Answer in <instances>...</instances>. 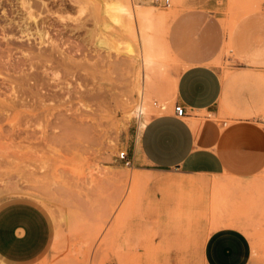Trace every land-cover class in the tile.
<instances>
[{
    "label": "rangeland",
    "instance_id": "374dc122",
    "mask_svg": "<svg viewBox=\"0 0 264 264\" xmlns=\"http://www.w3.org/2000/svg\"><path fill=\"white\" fill-rule=\"evenodd\" d=\"M45 1L64 17L51 38H63L65 48L82 63L76 70L81 86L96 97L45 110L40 115L49 119L41 124L0 122V206L28 199L51 222L49 246L33 264H166L161 252L188 243L198 248L209 232L224 226L243 228L264 264V171L246 181L226 174L172 177L175 172L138 163L130 152L144 123L137 110L142 107L150 119L174 107L179 66L168 43L172 17L182 2ZM224 4L234 18L264 13V0ZM151 7L162 17L168 14L156 22L153 34L143 26ZM144 32L155 36L153 47L159 53L151 67L145 63ZM20 56L17 50L9 58ZM5 70L0 73L1 100L11 96L4 80L18 74ZM143 75L151 87L143 88ZM60 77L61 91L67 82L79 90L72 74ZM59 112L82 114L79 125L49 123ZM122 150L128 151L131 165L120 158ZM0 264L9 263L0 257Z\"/></svg>",
    "mask_w": 264,
    "mask_h": 264
},
{
    "label": "crops",
    "instance_id": "0c3cea01",
    "mask_svg": "<svg viewBox=\"0 0 264 264\" xmlns=\"http://www.w3.org/2000/svg\"><path fill=\"white\" fill-rule=\"evenodd\" d=\"M179 1L167 43L179 66L173 99L187 113L178 116L173 107L140 124L132 157L175 172L172 177L256 178L264 171V13L234 18L227 0ZM51 235L39 204L17 198L0 206V257L9 264L35 263ZM159 258L166 264H260L238 226L213 230L198 248L188 243Z\"/></svg>",
    "mask_w": 264,
    "mask_h": 264
},
{
    "label": "bare ground",
    "instance_id": "6f19581e",
    "mask_svg": "<svg viewBox=\"0 0 264 264\" xmlns=\"http://www.w3.org/2000/svg\"><path fill=\"white\" fill-rule=\"evenodd\" d=\"M49 4L45 0H0V10L2 11L0 29L3 33L2 38L6 39L4 42L0 38V73L5 69L18 72V74L8 75L9 78L6 77L7 79L4 80L5 83L7 82V87L11 89V96L3 100L0 99V122L41 124L46 120L44 116L41 117L40 115L45 110L52 112L59 109L60 105L74 99L85 104L87 99L96 97L91 94L92 91L86 90L84 85L81 86L80 76L78 77L76 70L77 68L81 69L79 65L82 63L79 64L72 52L65 48L63 38L59 37L58 40L51 38L53 29L57 24L64 21V17L59 11H53ZM55 14H59V16L52 18V15ZM167 18L168 14L162 17L154 7H151L144 19L145 25L143 24V26L153 34L156 22L161 19L167 20ZM144 34V38L146 37L145 44L149 50L145 63L151 67L157 62L156 58L159 53L153 47L155 36L151 34L148 36L146 32ZM17 50L21 52V56L19 59L11 60L9 57H12ZM63 73L72 74L76 78L78 83L76 85H80L79 90H72L70 82H67V87L61 91L63 87H60V83L63 81L58 83V80L63 78L60 77ZM72 84L74 83L72 82ZM142 85L143 88L151 87L149 76L143 75ZM55 87L60 88L57 91L54 89ZM137 113L139 116L144 115V123L149 120L146 116V110L142 107L137 110ZM34 114L35 117L32 116ZM81 115L76 112L69 116L59 112L53 121L49 120L48 122L54 124L55 127L78 126L77 123Z\"/></svg>",
    "mask_w": 264,
    "mask_h": 264
},
{
    "label": "built area",
    "instance_id": "2783aa9c",
    "mask_svg": "<svg viewBox=\"0 0 264 264\" xmlns=\"http://www.w3.org/2000/svg\"><path fill=\"white\" fill-rule=\"evenodd\" d=\"M156 3L162 4L164 6H169L171 4V0H153ZM156 104V103H155ZM175 114L178 116H184L187 113V108L183 103L176 102L174 104ZM120 158L125 161L127 165L132 164V159L128 154L127 150H122L120 153Z\"/></svg>",
    "mask_w": 264,
    "mask_h": 264
}]
</instances>
